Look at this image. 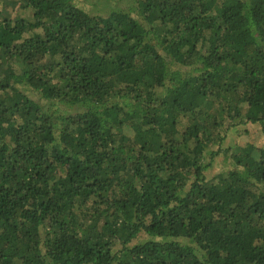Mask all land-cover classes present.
Returning <instances> with one entry per match:
<instances>
[{
  "label": "trees",
  "instance_id": "1",
  "mask_svg": "<svg viewBox=\"0 0 264 264\" xmlns=\"http://www.w3.org/2000/svg\"><path fill=\"white\" fill-rule=\"evenodd\" d=\"M248 124L264 0H0V264H264Z\"/></svg>",
  "mask_w": 264,
  "mask_h": 264
},
{
  "label": "rangeland",
  "instance_id": "2",
  "mask_svg": "<svg viewBox=\"0 0 264 264\" xmlns=\"http://www.w3.org/2000/svg\"><path fill=\"white\" fill-rule=\"evenodd\" d=\"M101 3H98L96 1H90L88 2L84 7L90 10L93 14H107L109 11H116L120 9H128L130 7H134L133 4H127V3H121L119 2L117 4V7L108 9V6L100 5ZM8 17H22L26 18L28 20L32 19L33 11L32 10H23L18 9L16 12H10ZM244 130V131H243ZM233 144H239V145H246V144H254L258 147H264V133L262 129L259 126L248 124L246 126V130L243 127L242 131H240L239 134H235L231 140L227 142V146L233 145ZM230 159L229 156H221L217 160V162L214 164V166L208 170V177H214L217 174L229 169L230 167Z\"/></svg>",
  "mask_w": 264,
  "mask_h": 264
}]
</instances>
